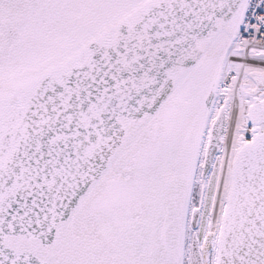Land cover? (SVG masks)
I'll use <instances>...</instances> for the list:
<instances>
[{"label": "snow or ice", "instance_id": "obj_1", "mask_svg": "<svg viewBox=\"0 0 264 264\" xmlns=\"http://www.w3.org/2000/svg\"><path fill=\"white\" fill-rule=\"evenodd\" d=\"M0 264H264V0H0Z\"/></svg>", "mask_w": 264, "mask_h": 264}]
</instances>
